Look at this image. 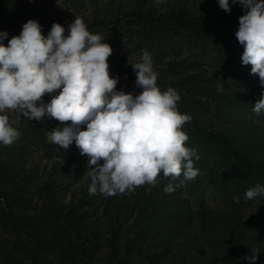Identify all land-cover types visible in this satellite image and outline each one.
Segmentation results:
<instances>
[{
  "label": "trees",
  "instance_id": "1",
  "mask_svg": "<svg viewBox=\"0 0 264 264\" xmlns=\"http://www.w3.org/2000/svg\"><path fill=\"white\" fill-rule=\"evenodd\" d=\"M60 11L46 0H0V30L9 33L4 43L19 35L29 19L38 20L45 35L56 22L67 27L73 21H66L69 15ZM244 14L239 4L226 12L211 2L197 11L177 5L166 11L132 10L115 20L84 21L103 37L104 30L115 26L105 38L113 46L132 43L141 48L170 38L218 50L244 48L236 37ZM123 60V55L109 58L110 73L119 77L117 90L139 94L136 72ZM238 76L219 90L195 74L178 83L158 77L162 90L179 91L178 107L192 117L184 125L189 136L185 143L201 157L194 161L198 176L181 186L183 175L165 177L161 172L155 186L101 194V205L87 202L86 195L75 196L68 204L55 198L60 181L64 188L73 185L66 182L84 177L75 166V142L63 156L65 149L48 140L61 122L47 117L31 121L12 111L19 121L10 123L21 136L12 145L0 144V264H251L246 257L252 251L260 252L255 264H264V195L245 199L249 189L264 184V114L252 111L264 87L260 79L252 84L246 74ZM58 92L44 99L50 102ZM215 106L213 117L223 115L230 126L212 128L198 115L200 111L210 115ZM33 146L52 160L51 175L43 166L29 164ZM169 184L175 191L165 193ZM237 195L239 203L233 199ZM208 197L214 204L206 202Z\"/></svg>",
  "mask_w": 264,
  "mask_h": 264
},
{
  "label": "clouds",
  "instance_id": "2",
  "mask_svg": "<svg viewBox=\"0 0 264 264\" xmlns=\"http://www.w3.org/2000/svg\"><path fill=\"white\" fill-rule=\"evenodd\" d=\"M218 4L226 12L236 4L245 10L236 31L244 46L242 64L251 65V74L258 75L264 87V0H218ZM8 36V31L0 30V144L12 145L21 136L6 110L31 121L47 117L61 122L48 140L65 150L75 142L80 154L88 157L90 195L114 196L138 186H155L161 172L165 177L183 175L181 186L198 176L194 161L201 157L185 143L189 136L184 125L192 117L180 111L178 90L158 86L159 73L146 50L140 62L130 63L135 84L142 89L136 94L117 90L119 77L110 73L109 65L113 47L80 17L67 27L54 23L47 35L38 20L29 19L5 44ZM57 90L50 102L44 99ZM252 111L264 114V93ZM173 191L171 184L164 188L165 193ZM259 195H264V184L249 189L245 199ZM233 199L240 201L238 195ZM259 253L252 251L246 259L255 264Z\"/></svg>",
  "mask_w": 264,
  "mask_h": 264
},
{
  "label": "rangeland",
  "instance_id": "3",
  "mask_svg": "<svg viewBox=\"0 0 264 264\" xmlns=\"http://www.w3.org/2000/svg\"><path fill=\"white\" fill-rule=\"evenodd\" d=\"M211 2L216 6L219 5L218 0H165V3L161 5H156L154 0H46V4L48 3L54 11L61 12L60 9H62L66 15H69L66 21H74L76 17H80L83 20L94 17L105 20H115L127 15L132 10L166 11L177 5L197 11L200 7L208 5ZM122 24L125 26V22H122ZM112 27L115 26L111 25L107 30H104L103 35L105 38H108V34L113 33ZM109 44L113 47V53L109 58L112 59L116 55H123L124 64L131 69L133 68L130 63L140 62L142 54L146 50L153 57L154 69L159 73L158 77H164L170 82L173 81L174 83H178L181 79L187 77V75L195 74L204 79L211 80L210 84L217 87L219 90L223 88L226 82H230L232 78L246 74V77H248L247 79L251 81L252 84L259 83V76L251 74V65L245 66L242 64L244 48L240 46H235L232 49L224 47L218 50H204L196 45L193 46L187 40L173 41L170 38L141 48H135L132 43L117 44L116 46H113L111 42ZM195 63L196 65H194ZM222 109H224V107ZM212 110L208 113L210 115L202 111H200L198 115H200V118L212 128H218V126H222L223 124V127L230 126L222 119L223 115L213 117L216 116L217 113L216 106L212 108ZM6 114L9 115L11 122L19 121V118L12 114V110H6ZM36 149L37 148L33 146V148L28 151L29 154L27 156L29 158V164L31 166L38 165L39 168L43 166L45 172L51 175L53 172L52 160L41 156L43 154L42 149H40V151H36ZM60 153L63 156L68 155L67 150H62ZM73 154L76 156L75 166L83 170L84 177H82V181L80 182L75 183L73 179L66 182H72L73 185L70 187L65 186L62 188L64 185H62L60 181L59 186L56 187L57 194L54 195L55 198L62 204H68L75 196L81 197L86 195L87 202L94 201L95 204H103L104 199L101 193L89 194V187L92 180L90 176L91 169H88V157L86 155H81L77 147L73 149ZM39 174H42V172ZM35 181L36 179L33 180L31 185L35 184ZM31 185L29 188L35 189V187ZM96 198L98 201H96ZM205 200L209 204H214V201L209 197ZM88 207L91 206L89 205ZM148 247H151V244H148ZM155 251H158V249H155L154 252Z\"/></svg>",
  "mask_w": 264,
  "mask_h": 264
}]
</instances>
